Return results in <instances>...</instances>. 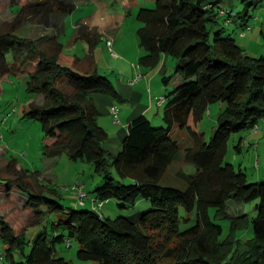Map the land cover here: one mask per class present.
Instances as JSON below:
<instances>
[{
    "label": "trees",
    "instance_id": "1",
    "mask_svg": "<svg viewBox=\"0 0 264 264\" xmlns=\"http://www.w3.org/2000/svg\"><path fill=\"white\" fill-rule=\"evenodd\" d=\"M152 1L154 6H142L136 17L143 24L137 30L144 52L138 65L154 68L167 56L162 83L172 89L163 95L166 125L155 127L145 114L138 115L116 152L106 147L110 135L98 121L94 95L120 94L110 76L100 73L93 55L63 57L61 43L52 54L39 41L0 29V68L21 72L28 94L40 96L30 100L24 117L40 122L46 151L66 152L73 161L91 163L103 176L95 195L87 193L92 206L85 201L65 208L59 199L0 175V187L26 192V206L43 212L38 223L51 221L52 212L59 215L50 229L39 231L31 250L27 230L17 233L0 215L1 264H71L59 254L57 243L78 245L76 264H264V178L249 181L241 167L226 160L231 136L252 131L264 119V54L246 53L220 27L234 21V4L227 8L223 0ZM240 1L245 11L239 17L246 19L250 7L264 2ZM134 5L135 0H125L127 9ZM74 7L73 0H25L12 11L30 17L59 12L64 21ZM217 102L225 105L216 131L206 141L189 121L193 117L200 124ZM182 129L189 135L185 145L176 136ZM236 147L241 149V139ZM183 158L197 172H182V187L165 181L169 167ZM111 199L125 209L135 208L140 200L151 206L107 217L101 208ZM231 199L258 200L257 214L251 220L246 214H232ZM223 219H230L227 233L218 222ZM244 228L253 233L247 243L238 238Z\"/></svg>",
    "mask_w": 264,
    "mask_h": 264
},
{
    "label": "rangeland",
    "instance_id": "2",
    "mask_svg": "<svg viewBox=\"0 0 264 264\" xmlns=\"http://www.w3.org/2000/svg\"><path fill=\"white\" fill-rule=\"evenodd\" d=\"M223 1L232 2L235 5L233 8L234 21L227 25L222 21L225 26H220L225 28V35L236 38L237 43L252 56L264 54V2L257 7H250V16L246 19V16L239 17V13L243 14L245 11V5L241 1ZM24 3L25 0H0L1 30H12L17 34L39 41L38 45L52 54L57 53V44L61 43L63 57L74 56L83 59L92 54L93 62L100 73L109 75L115 85L116 79L121 74L118 73V69L113 68L116 63L114 60H120L119 51L133 55L135 53L133 50L139 48L137 30L143 24L137 21V14L144 5L154 6L152 0H135V5L129 9L125 7V0H73L75 6L73 12L62 21L63 15L59 12H44L34 17L26 13L23 15L13 13L12 9ZM243 18L247 21L245 27L241 26L245 22ZM83 31H87L93 38L96 37V41L92 42L84 36ZM101 32H106V35L102 36ZM115 37L121 50L116 46L112 48L118 54V58L112 55L108 44V41L115 40ZM141 56L140 54L136 60L125 58L124 60L128 61L125 66L135 65V68L151 71V68L136 65L139 64ZM26 82L27 78L21 75V72L0 68V175L8 180L24 182L29 187L43 191L47 196L59 199L65 208L79 206V203L83 201H86L88 206H92L90 197L94 196L97 187L102 185L103 176L95 172L91 163L82 160L73 161L66 152L51 155L46 151L44 148L46 137L42 132L40 122L24 117L30 100L40 97L28 94ZM160 88L161 94L167 95L172 85L166 86L161 83ZM68 90L70 91V88ZM117 102L120 106L124 104ZM224 105L223 102L211 104L200 124L191 117L189 125L195 130L200 129L204 133L205 140L209 141L216 131L217 119ZM163 111L164 108L160 107L159 111H155L154 116L151 117L155 127L166 125L163 120ZM102 118L113 122L112 115L101 116L98 120ZM258 125L260 129L257 132L253 129L233 134L229 140L226 156V160L233 163L237 169L240 167L243 169L249 181L264 178V119ZM176 136L183 141L184 145L188 143L189 135L186 129H182L181 134L176 132ZM240 139L241 149H238L236 145ZM112 142L115 145V140ZM182 172L196 173L197 168L183 158L169 167L165 181L182 187ZM113 175L118 178L115 170H113ZM77 183H80V186L84 185L81 190ZM7 189L6 184L0 187V215L11 224L17 233L27 230V236L31 242L27 250H31L39 231L45 227L50 229L51 221L58 219L59 215L52 212L51 221L38 223L43 212L26 206L28 194L17 187L10 192ZM82 192L88 193L90 197L83 198ZM257 201L242 202L231 199L228 202L229 211L234 215L246 214L251 220L257 214L255 209ZM150 206L151 204L146 200H140L135 208L125 209L119 207L116 199H111L101 209L103 215L117 217L131 215L148 209ZM181 215H187L183 209H181ZM218 222L223 224L225 233H227L230 219L218 220ZM252 236L251 229L244 228L238 232V238L244 243L250 241ZM57 248L59 254L65 256L71 264L78 263L76 258L78 245L73 244L72 247H67L64 243H57ZM2 250V243H0V252Z\"/></svg>",
    "mask_w": 264,
    "mask_h": 264
},
{
    "label": "crops",
    "instance_id": "3",
    "mask_svg": "<svg viewBox=\"0 0 264 264\" xmlns=\"http://www.w3.org/2000/svg\"><path fill=\"white\" fill-rule=\"evenodd\" d=\"M223 4L227 8L233 6L232 2H224ZM107 29L103 30L106 31ZM101 33L102 36L104 34L106 35V32ZM115 46L121 50L120 45L117 44L116 37L115 40H113V47ZM138 49L135 48V50H133L135 52L133 55H131L130 53L119 51L121 54L119 58L120 60H114L116 63L113 68L118 69V73L120 72L121 74V76L118 77L115 81V86L119 91L120 97H114L105 93H98L94 95V99L96 100L100 111L99 117L105 115L111 116L109 109L112 104H117L120 108L119 117L121 120V124H115L114 122L105 120L103 118L102 120H98L99 123L105 129H107L109 135L111 136L108 140L110 142L109 144H106V147L114 152L120 149L122 141L128 133V126L135 117L141 114H145L151 119V117L154 116L155 111H159L160 108L158 106V99L162 96L160 84L162 83V77L165 72V64L168 60L167 56L163 57V60L158 66L151 68V71H144L140 68H135V65H131L132 67H126L125 65L128 64V61L124 60L125 58H132L133 60H136V58H138L140 54H144L140 46ZM140 73H142L143 75L141 80L135 85H131L129 83V80L135 78ZM117 101H120L121 104H124L120 106L119 102ZM114 140L115 145H113L112 142Z\"/></svg>",
    "mask_w": 264,
    "mask_h": 264
},
{
    "label": "built area",
    "instance_id": "4",
    "mask_svg": "<svg viewBox=\"0 0 264 264\" xmlns=\"http://www.w3.org/2000/svg\"><path fill=\"white\" fill-rule=\"evenodd\" d=\"M244 34V32H242ZM108 44L110 45V50L112 51V55L115 57V58H118V54L113 51L114 49L112 48L113 47V41H108ZM143 77L142 73L138 74L135 78L129 80V83L131 85H135L137 82H139L141 80V78ZM165 103V97L162 95L159 99H158V106L159 107H163ZM109 112L110 114L112 115L113 117V122L115 124H118L121 122L120 120V117H119V114H120V108L117 104H112L110 109H109ZM259 129V127H256V129H254V132H257ZM77 186L80 187V190L83 188L84 185L80 186V183H77ZM87 193H83L82 192V197H87ZM85 201H83L82 203L80 204H84ZM103 204L102 203H99V207H101Z\"/></svg>",
    "mask_w": 264,
    "mask_h": 264
},
{
    "label": "clouds",
    "instance_id": "5",
    "mask_svg": "<svg viewBox=\"0 0 264 264\" xmlns=\"http://www.w3.org/2000/svg\"><path fill=\"white\" fill-rule=\"evenodd\" d=\"M84 184V183H83ZM97 202V201H96Z\"/></svg>",
    "mask_w": 264,
    "mask_h": 264
}]
</instances>
